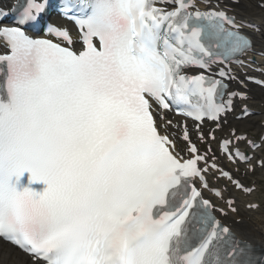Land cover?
<instances>
[{
  "label": "snow or ice",
  "instance_id": "1",
  "mask_svg": "<svg viewBox=\"0 0 264 264\" xmlns=\"http://www.w3.org/2000/svg\"><path fill=\"white\" fill-rule=\"evenodd\" d=\"M222 3L0 10V247L26 264H264L224 223L264 170V132L228 120L257 114L247 83L264 79L233 65L250 68L264 40Z\"/></svg>",
  "mask_w": 264,
  "mask_h": 264
},
{
  "label": "bare ground",
  "instance_id": "2",
  "mask_svg": "<svg viewBox=\"0 0 264 264\" xmlns=\"http://www.w3.org/2000/svg\"><path fill=\"white\" fill-rule=\"evenodd\" d=\"M254 3L251 0H244L242 6L238 7V11L243 15H253L264 21V13L260 8H253ZM253 8V9H252ZM264 34V32L262 33ZM258 34L257 39L259 41L264 40V35ZM259 95L258 92L255 93ZM245 127L253 126L259 128L252 122H243ZM240 234L251 240L253 243L264 246V219L254 216L250 223H244L238 226ZM0 264H26V258L22 253L11 249L10 246L4 245L0 247Z\"/></svg>",
  "mask_w": 264,
  "mask_h": 264
},
{
  "label": "rangeland",
  "instance_id": "3",
  "mask_svg": "<svg viewBox=\"0 0 264 264\" xmlns=\"http://www.w3.org/2000/svg\"><path fill=\"white\" fill-rule=\"evenodd\" d=\"M253 9V8H252ZM264 204V203H263ZM258 218L264 219V209L258 213Z\"/></svg>",
  "mask_w": 264,
  "mask_h": 264
}]
</instances>
